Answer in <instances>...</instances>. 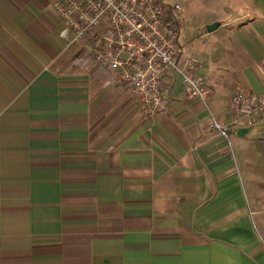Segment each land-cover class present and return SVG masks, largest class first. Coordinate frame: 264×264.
Instances as JSON below:
<instances>
[{
  "label": "crops",
  "instance_id": "1",
  "mask_svg": "<svg viewBox=\"0 0 264 264\" xmlns=\"http://www.w3.org/2000/svg\"><path fill=\"white\" fill-rule=\"evenodd\" d=\"M166 1L212 92L172 74L150 120L53 0H0V264H264V114L228 126L233 93L264 91V0Z\"/></svg>",
  "mask_w": 264,
  "mask_h": 264
},
{
  "label": "built area",
  "instance_id": "2",
  "mask_svg": "<svg viewBox=\"0 0 264 264\" xmlns=\"http://www.w3.org/2000/svg\"><path fill=\"white\" fill-rule=\"evenodd\" d=\"M52 10L60 25V39L68 45L78 43L99 68L112 71L148 119L168 111L165 88L172 74L180 76L186 98L207 104L212 91L198 72V60L184 53L178 41V3L53 0ZM229 108L228 126L251 123L264 114V91L235 92Z\"/></svg>",
  "mask_w": 264,
  "mask_h": 264
},
{
  "label": "rangeland",
  "instance_id": "3",
  "mask_svg": "<svg viewBox=\"0 0 264 264\" xmlns=\"http://www.w3.org/2000/svg\"><path fill=\"white\" fill-rule=\"evenodd\" d=\"M110 75H108L109 77ZM109 79L111 81H113V87H114V91H113V96H112V101L111 103H137L126 91L125 89L119 84L117 83V81L115 79H113L112 75L111 78L109 77ZM123 109H119L116 108V114L117 115H121L122 114Z\"/></svg>",
  "mask_w": 264,
  "mask_h": 264
},
{
  "label": "water",
  "instance_id": "4",
  "mask_svg": "<svg viewBox=\"0 0 264 264\" xmlns=\"http://www.w3.org/2000/svg\"><path fill=\"white\" fill-rule=\"evenodd\" d=\"M218 26V22H213V23H210V24H207L206 25V29H207V31H212L214 28H216ZM246 130L247 129H245V128H239L238 130H237V133L238 134H242V133H244V132H246Z\"/></svg>",
  "mask_w": 264,
  "mask_h": 264
}]
</instances>
